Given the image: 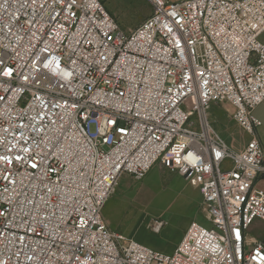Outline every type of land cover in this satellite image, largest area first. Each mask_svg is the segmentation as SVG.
<instances>
[{
    "label": "built area",
    "instance_id": "obj_1",
    "mask_svg": "<svg viewBox=\"0 0 264 264\" xmlns=\"http://www.w3.org/2000/svg\"><path fill=\"white\" fill-rule=\"evenodd\" d=\"M147 1L125 33L100 0H0V264H264L250 234L264 224V0ZM215 104L242 150L211 124ZM156 165L204 212L171 255L102 214L123 176Z\"/></svg>",
    "mask_w": 264,
    "mask_h": 264
},
{
    "label": "rangeland",
    "instance_id": "obj_2",
    "mask_svg": "<svg viewBox=\"0 0 264 264\" xmlns=\"http://www.w3.org/2000/svg\"><path fill=\"white\" fill-rule=\"evenodd\" d=\"M100 1L125 33L153 12L147 0ZM212 107L210 122L229 146L233 149L240 143L245 144L247 135L228 118V109L217 104ZM191 191L197 189L177 175L154 166L140 181L123 176L105 203L102 214L110 229L120 237L171 255L174 249L168 250L177 243L187 221L204 222V212L194 201ZM160 221L164 222L163 228L159 233H153L151 226ZM250 234L264 238V224L256 222Z\"/></svg>",
    "mask_w": 264,
    "mask_h": 264
},
{
    "label": "crops",
    "instance_id": "obj_3",
    "mask_svg": "<svg viewBox=\"0 0 264 264\" xmlns=\"http://www.w3.org/2000/svg\"><path fill=\"white\" fill-rule=\"evenodd\" d=\"M253 116L259 121L260 126L256 129V133L258 136V139L262 145L263 151H264V101L262 102V104H260L254 111H253ZM248 135H247V140H248ZM246 143V142H245ZM245 144H239L236 147L233 148V150L235 151H240L243 149ZM158 166V165H156ZM159 167V166H158ZM160 169H162L161 167H159ZM179 177V176H178ZM182 179V178H181ZM183 180V179H182ZM255 188L257 190H261L264 191V173L258 178V180L255 182L254 184ZM186 188V187H185ZM192 192V196L194 197V201H196V203H198L199 207H200V194L198 192V190L196 192ZM199 198V200H197ZM195 221V220H194ZM193 222V221H192ZM197 222V221H196ZM191 223V219L187 221L186 225L183 227V229L181 230V234L180 237L177 240V243H174L173 246H171L170 250L172 249L175 250V248L178 246V244L180 243L186 229L188 228L189 224Z\"/></svg>",
    "mask_w": 264,
    "mask_h": 264
}]
</instances>
